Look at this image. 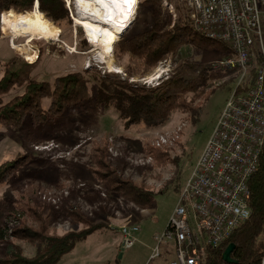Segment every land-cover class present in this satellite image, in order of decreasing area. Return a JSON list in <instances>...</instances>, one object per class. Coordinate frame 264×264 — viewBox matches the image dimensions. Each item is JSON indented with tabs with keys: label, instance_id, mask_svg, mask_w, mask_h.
I'll use <instances>...</instances> for the list:
<instances>
[{
	"label": "rangeland",
	"instance_id": "obj_1",
	"mask_svg": "<svg viewBox=\"0 0 264 264\" xmlns=\"http://www.w3.org/2000/svg\"><path fill=\"white\" fill-rule=\"evenodd\" d=\"M64 1L71 22L53 23L59 28L56 40L33 39L30 51L36 53L35 58L11 45V37L4 31L5 20L10 15L5 17L6 10L0 9V79L17 72L53 83L57 77L77 72L88 81L82 105L66 107L52 120L32 125L26 117L17 128L0 123V169L15 166L0 183V259H5L15 248L33 257L35 247L26 231L39 230L40 216L57 211L63 214L47 221L48 234L63 235L83 229L85 226L75 221V212L82 213L90 221L89 226L97 228L56 264H169L175 257L171 243L162 242L160 255L151 258L157 244L155 236L166 229L181 190L238 82L239 73L221 67L220 62L230 57L224 51L184 45L151 71L130 77L129 81L145 83L159 72L155 82L146 84L154 86L180 63L192 62L210 67L208 85L186 94L188 111L172 112L159 127L127 125L113 107L96 103L93 79L103 73L126 77L127 57L118 58L114 49L116 41L110 55L100 57L99 49L74 24L72 17L78 11L74 0ZM161 1L165 9L159 12L158 21L165 24L169 13L175 17V6L181 1ZM88 9L91 12L94 8ZM153 23L151 8L137 3L131 23L119 39L141 32ZM26 40L19 37L14 43L19 45ZM23 88L24 83L15 82L2 96L3 101L21 94ZM42 103L46 106L48 99L44 98ZM91 148L97 149V156L102 153L111 167H116V174L154 193L151 205L142 208L96 181L90 171ZM167 183L163 193L157 192ZM86 194L96 200L82 201ZM130 225H137L139 231L133 245L122 249L121 228ZM11 229H18L17 236H12Z\"/></svg>",
	"mask_w": 264,
	"mask_h": 264
},
{
	"label": "trees",
	"instance_id": "obj_2",
	"mask_svg": "<svg viewBox=\"0 0 264 264\" xmlns=\"http://www.w3.org/2000/svg\"><path fill=\"white\" fill-rule=\"evenodd\" d=\"M37 1L38 11L33 10L35 0H0V9L6 10L3 11L5 17L36 11L54 24L71 22L69 8L64 0ZM138 4L151 8L154 23L141 32L115 42L114 49L118 58L127 57L126 77L113 73H103L93 77L96 85L95 100L99 105L113 107L127 125L145 124L150 127H159L172 112L188 111L185 96L208 85L210 67L192 62L180 63L168 77L154 86L129 81V78L146 74L160 61L188 44L198 49L222 50L229 56L233 53L225 43L208 39L194 29L183 2L175 6L174 18L170 13L168 14L169 18L165 24L163 22L160 24L158 21L159 12L165 9L161 0H139ZM254 51L255 55L248 75L243 83L237 85L236 91L250 87L259 67H264L262 52L258 48ZM15 82L24 83L23 92L3 101L2 96L8 93ZM87 82L77 72L57 77L53 83L30 79L17 72H14L12 76H3L0 79V123L17 128L26 117L32 125L52 120L58 117L66 107L82 105L87 94ZM44 98L48 99L46 106L42 103ZM96 151L97 149L91 148L89 154L93 164L90 171L95 180L105 184L112 192H120L142 208L150 206L154 193L116 174V167H111L102 153L97 156ZM7 167L8 169L2 166L0 169V183L12 173L11 171L8 173V170L15 168L12 164ZM248 184L247 203L250 217L223 244L216 248H208L203 264H262L264 260V143L257 170ZM167 185L168 183L157 192L163 193ZM92 197L93 195L86 194L82 201L96 200V197ZM78 199L81 200V196ZM58 214L63 213L52 211L45 216H40L42 222L39 230L26 231L32 237L31 241L35 247L33 257H27L15 248L16 250L8 253L5 259H0V264H56L68 250L73 249L97 228V226H89L90 221L82 213L75 212L73 214L77 217L75 221L82 223L85 226L83 229L77 232L69 231L63 235L48 234L50 223L47 224V221ZM11 231L12 236H17L18 229H11ZM229 243L234 244L231 258L236 263H227L222 259V252Z\"/></svg>",
	"mask_w": 264,
	"mask_h": 264
},
{
	"label": "built area",
	"instance_id": "obj_3",
	"mask_svg": "<svg viewBox=\"0 0 264 264\" xmlns=\"http://www.w3.org/2000/svg\"><path fill=\"white\" fill-rule=\"evenodd\" d=\"M192 23L224 35L233 55L221 67L237 70L238 82L187 178L166 229L155 236L175 247L169 264H203L208 248L223 244L250 217L249 180L264 143V67L253 84L236 91L254 59L264 56V0H180ZM137 225L121 229L122 249L133 245Z\"/></svg>",
	"mask_w": 264,
	"mask_h": 264
},
{
	"label": "bare ground",
	"instance_id": "obj_4",
	"mask_svg": "<svg viewBox=\"0 0 264 264\" xmlns=\"http://www.w3.org/2000/svg\"><path fill=\"white\" fill-rule=\"evenodd\" d=\"M137 3L138 0H135L133 5L127 3L109 5L107 0H75L76 8L83 17L87 14H92L91 18L96 19V21H92L86 18H79V20L75 21L83 27L91 45L99 49L97 54L100 57L103 58L105 55H110L112 45L118 38L117 33L132 20ZM89 6L94 8L91 12L88 9ZM35 9L38 11L37 7L33 10ZM192 25L204 37L221 41L227 45V41H224V35L213 30L201 28L195 23H192ZM4 31L11 37V45L29 55L30 58L36 56L35 52L30 51V42L33 39L56 40L59 35L57 26L36 11L26 14H11L5 20ZM19 37H26L27 40L23 44L15 45L14 39ZM159 76L160 73L156 72L148 78V81ZM125 228L127 227H122L121 229Z\"/></svg>",
	"mask_w": 264,
	"mask_h": 264
},
{
	"label": "water",
	"instance_id": "obj_5",
	"mask_svg": "<svg viewBox=\"0 0 264 264\" xmlns=\"http://www.w3.org/2000/svg\"><path fill=\"white\" fill-rule=\"evenodd\" d=\"M74 4H75V0H74ZM75 6H76V4H75ZM35 7H37V9H38V1H37V0H35V2H34L33 9H34ZM91 16H92V14H87L85 17H83V16L80 14L79 10H78L77 13H76V17H72V19L74 20V24H76V25H78V26H80V27L82 28V31H83L84 35H85V32H84L83 27H82L79 23H77L75 20H76L77 18H80V19H82V18H86V19H90V20H92V21H96V19H92ZM130 23H131V21H130L129 23H127V24L125 25V27H123L119 33H117L118 38H117L115 41H117V40L121 37V34L126 30V28L130 25ZM115 41H114V42H115ZM112 46H113V45H112ZM158 78H159V77H155V78H152V79L149 80V81H145V84H149V83L151 84V83L155 82ZM233 248H234V244H233V243H229V244L225 247V249L223 250V252H222V259H223L225 262H227V263H236V261L233 260V259L231 258V252H232ZM119 256H121V254H120ZM262 264H264V262H262Z\"/></svg>",
	"mask_w": 264,
	"mask_h": 264
},
{
	"label": "snow or ice",
	"instance_id": "obj_6",
	"mask_svg": "<svg viewBox=\"0 0 264 264\" xmlns=\"http://www.w3.org/2000/svg\"><path fill=\"white\" fill-rule=\"evenodd\" d=\"M108 4L109 5H112V4H124V3H127L129 5H133L135 0H107ZM129 12H130V9H129Z\"/></svg>",
	"mask_w": 264,
	"mask_h": 264
}]
</instances>
